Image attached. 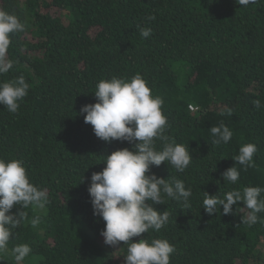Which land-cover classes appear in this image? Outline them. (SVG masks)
<instances>
[{
  "label": "trees",
  "instance_id": "trees-1",
  "mask_svg": "<svg viewBox=\"0 0 264 264\" xmlns=\"http://www.w3.org/2000/svg\"><path fill=\"white\" fill-rule=\"evenodd\" d=\"M0 9L26 25L11 34L15 63L0 82L23 75L30 85L17 113L0 105V158L22 160L49 197L43 210L12 209L27 213L8 245H30L22 264H125L127 245L104 243L105 222L93 214L88 187L92 173L106 167L103 156L133 145L99 139L79 113L97 102L101 79L136 74L164 101L165 134L189 144L192 155L183 173L166 162L151 173L183 180L193 195L191 208L167 197L154 205L171 212L168 225L132 241L167 239L176 248L170 264H264V213L249 227L242 204L229 215L222 206L212 216L201 208L204 192L223 198L233 188L264 187V0H0ZM138 26L152 34L142 37ZM221 122L233 137L215 145L210 128ZM246 143L259 149L255 167L245 172L236 164L240 180L228 184L221 174ZM0 264L15 261L9 253Z\"/></svg>",
  "mask_w": 264,
  "mask_h": 264
},
{
  "label": "clouds",
  "instance_id": "clouds-1",
  "mask_svg": "<svg viewBox=\"0 0 264 264\" xmlns=\"http://www.w3.org/2000/svg\"><path fill=\"white\" fill-rule=\"evenodd\" d=\"M258 0H236L241 6L256 4ZM148 20H154L149 16ZM25 23L8 11L0 9V75L8 73L15 61L9 57L11 34L23 32ZM140 35L148 38L152 34L150 27H139ZM30 85L20 75L15 79L0 82V105L10 113H17L20 102L28 95ZM96 103L85 104L80 108L84 122L93 127L99 139L111 143L113 140L127 141L129 148L113 151L103 156L106 167L100 172H93L90 177L88 193L94 216L105 222L101 236L104 243L118 246L120 242L127 245L125 264H170V257L176 248L167 239L146 238L133 242V237L150 231L160 232L170 220L171 212L166 209L158 211L156 204H165V197L182 201L184 208H191L192 189L186 188L183 180L165 179L151 173L153 166L162 162L171 165L177 172L183 173L192 161L189 144L177 143L166 135L167 117L162 112L163 99L154 96L145 79L136 74L130 79L112 76L101 79L95 85ZM257 109L262 107L260 100L253 101ZM231 114V111H229ZM215 145L228 144L233 132L223 122L210 128ZM162 142L157 148L156 141ZM259 151L255 143H246L239 148L233 158L235 164L221 175L224 182L237 185L241 171L235 165L243 166L246 172L255 167L254 156ZM83 180V179H82ZM264 187L245 186L227 191L223 198L204 192L202 207L206 214H219L221 206L223 215L233 214V205L242 204V223L249 227L260 220L259 213H264ZM49 202L47 189L31 182V178L22 160L0 158V256L9 253L15 264L22 262L32 253L28 243L16 244L9 249L13 230L27 219L25 211L13 213L12 209L30 206L43 210ZM151 202V203H149ZM37 227L40 217L30 221Z\"/></svg>",
  "mask_w": 264,
  "mask_h": 264
},
{
  "label": "built area",
  "instance_id": "built-area-1",
  "mask_svg": "<svg viewBox=\"0 0 264 264\" xmlns=\"http://www.w3.org/2000/svg\"><path fill=\"white\" fill-rule=\"evenodd\" d=\"M193 108V107H192Z\"/></svg>",
  "mask_w": 264,
  "mask_h": 264
}]
</instances>
